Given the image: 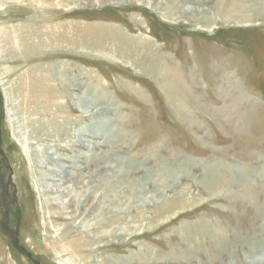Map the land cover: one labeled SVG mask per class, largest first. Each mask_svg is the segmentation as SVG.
I'll list each match as a JSON object with an SVG mask.
<instances>
[{
    "label": "rangeland",
    "instance_id": "374dc122",
    "mask_svg": "<svg viewBox=\"0 0 264 264\" xmlns=\"http://www.w3.org/2000/svg\"><path fill=\"white\" fill-rule=\"evenodd\" d=\"M174 1L0 0L3 150L26 212L22 243L44 264H252L264 253V0H179L173 15ZM80 25L147 40L142 51L181 83L59 39H81ZM44 69L63 94L42 103L27 86ZM28 110L62 127L33 141L77 190L65 207L41 191L18 136ZM116 161L120 186L106 166ZM120 193L124 209L102 229L98 200ZM0 264L32 263L0 232Z\"/></svg>",
    "mask_w": 264,
    "mask_h": 264
},
{
    "label": "bare ground",
    "instance_id": "6f19581e",
    "mask_svg": "<svg viewBox=\"0 0 264 264\" xmlns=\"http://www.w3.org/2000/svg\"><path fill=\"white\" fill-rule=\"evenodd\" d=\"M95 1L101 2V3L102 2L112 3L113 0H95ZM177 1H179V0H175L172 5H168V7H166L167 9H169V8L173 9V11L171 12V14H173V15L177 12V9L173 8V6L176 5ZM167 9H166V11H167ZM189 9L184 14V17H187V16L196 17V15L193 16V14L190 13ZM78 29L80 30L81 39L77 40L75 37L66 38L61 34H60L61 38H59V39L62 40L64 38L65 41L68 39L73 44H76V42H78V43H80V45L83 48L88 49V51L91 53L97 52V53H100L103 55H110V56H113L116 58L125 59L128 61V63L132 64L133 66L139 67L145 71H147L148 69H152L158 77H159V74H162L163 77L165 75L167 78L164 77V80L167 82V84L171 85L174 83L175 84L181 83L179 76H177L176 73H173L172 69L169 70V68L159 59V57L156 55V53L153 52V54L151 56H149L148 51L152 49L151 47H146L145 52L142 51L147 43L150 44V42H148L147 40H144L141 42L138 38H135L134 36L132 37V36L126 35L120 29H118V27H113V26L112 27L111 26L110 27L102 26L100 28L99 27L98 28L97 27L91 28L90 26H81L80 25V26H77V30ZM57 43H59V42H57ZM50 68L52 70L53 67H50ZM45 70H47V69H44L43 70L44 72L41 71V74H39V75L34 74L32 77L28 76V77H30V79H29L30 82H33L34 85L32 86V84H31L30 86L29 85L27 86V88L29 87L28 90H30L32 92V94L33 93L35 94V92H36V94L39 96V99L41 100L40 102H42V103H43V99L55 98V97H58V96L63 94L60 91L54 90V88L52 87L53 84H50L51 82H49V81H51V76ZM63 72H64V70L59 72L58 76L60 78H62L61 81L63 83V86L65 88H70L71 86H73L75 84V79H73V78L71 79V78L63 76ZM43 75H45V77ZM2 77H4V74L0 70V78H2ZM170 77H172L171 81L169 80ZM175 97H177V96H175ZM87 98H89V97L86 94V96H84L83 98H81V99L78 98V102L81 104V101L84 102L85 100H88ZM24 103H25V105H28V100L25 101ZM36 103H39V102L37 101ZM22 123H23L21 125L22 127L19 130L20 134H18V136L22 140L21 142H22L23 146L25 147L24 149H25L26 154L28 155L29 159H31V161H34L36 163V174H38L37 180H39V182L42 183V184H40L41 185V191H47L50 187H53L55 190V192H53V193H55V194L51 198H53L54 200H57V201H60L63 199L62 205L63 206L66 205V202L68 201V199H66V198H68V197L70 199L75 198L77 196V190H75V188L72 185L67 184L66 178L63 179V174H65L64 172H66L65 168H63L62 166H60L58 164L57 165L55 164L52 167L49 166V164H48L49 160H56L57 159V157L55 155H54L53 159L46 156V150L48 151L49 148L41 146L39 143H35L33 141V139L35 137L48 136V135H52V134L56 135L57 133L62 132V127L59 124H55V125L49 124L46 121V118L43 119V117L42 118L37 117L35 112L33 113L31 110L23 112ZM47 129L49 130L48 133L45 132ZM124 163L125 162H123V161H116V163H114V164H113V162H109L106 164L109 171L113 175V179L114 178L118 179L116 183L119 186L121 184L124 185V183L129 182V180L127 178H125V176H124L125 175V171L123 170V164ZM44 166H49V167L47 169H44L43 168ZM209 170H211V169H209ZM31 171H32V169H31ZM216 171H218V170H216ZM209 173H211V171ZM68 175H70V173H68ZM105 182L107 184H109V181L108 182L105 181ZM109 189H111V188L109 187ZM130 189L132 191L137 190L139 194L144 193V188L142 187V185L140 183L136 184V183L131 182ZM86 193H89V190H87ZM79 195H81V194H79ZM47 196L48 195H46V197ZM97 196H99V194ZM47 201H48L47 202V204H48L49 200H47ZM98 201H99L101 208L98 209L99 211L95 215L94 221L99 226H101L102 229H104V227L106 225H108V224L110 225V222H111L110 221V215L111 214H117V216H118L119 212L123 211V209H124V198L122 197L121 193L115 197L107 194L104 196H100V199ZM141 201H142V205H143V202L147 201V199L141 200ZM67 203H69V202H67ZM48 205H50V204H48ZM59 207H61V206H59ZM105 208H107V210H106L107 213L104 212ZM62 209H64V208H62ZM68 209H70V208H68ZM112 222H114V221H112ZM127 226H129V225H127ZM127 226L122 225L121 229L126 230ZM105 232H106L105 230L95 232L94 235H92V236L96 240H98L100 238H105V235H106ZM122 233H124L123 230H122L121 234ZM107 234L109 235V233H107ZM90 243H89V245H90ZM250 262L252 264H258V263L264 264V253L260 254L258 256V259L252 258ZM104 264H107V261Z\"/></svg>",
    "mask_w": 264,
    "mask_h": 264
},
{
    "label": "flooded vegetation",
    "instance_id": "af4514ba",
    "mask_svg": "<svg viewBox=\"0 0 264 264\" xmlns=\"http://www.w3.org/2000/svg\"><path fill=\"white\" fill-rule=\"evenodd\" d=\"M26 218V212L24 209V205L22 204V196L20 195L17 177L12 167L11 160L5 151V158L0 155V220H8L9 226L13 230L17 229L18 224L20 222L19 242L28 251H30L27 246L22 243L23 238L25 236L24 230L26 229ZM11 245L13 246L12 243ZM17 252L19 253V251ZM30 252L33 254L32 251ZM21 255L26 257L28 260L31 261L32 264H34L33 261L26 255ZM33 257L35 258L34 254ZM35 259L41 264H44L37 258Z\"/></svg>",
    "mask_w": 264,
    "mask_h": 264
},
{
    "label": "water",
    "instance_id": "95a60500",
    "mask_svg": "<svg viewBox=\"0 0 264 264\" xmlns=\"http://www.w3.org/2000/svg\"><path fill=\"white\" fill-rule=\"evenodd\" d=\"M0 155L5 158V152L3 150V137H2V129L0 126ZM19 227L20 222L18 224V227L16 230H13L10 228L8 220H0V231L3 234V236L13 244L14 248L19 251V253L26 255L28 258H30L34 264H41L39 261H37L33 254L28 251L24 246H22L19 242Z\"/></svg>",
    "mask_w": 264,
    "mask_h": 264
}]
</instances>
